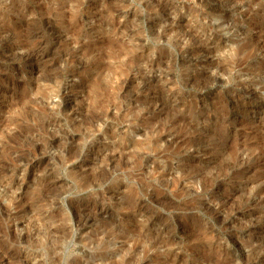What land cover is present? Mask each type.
Masks as SVG:
<instances>
[{"label":"rangeland","instance_id":"374dc122","mask_svg":"<svg viewBox=\"0 0 264 264\" xmlns=\"http://www.w3.org/2000/svg\"><path fill=\"white\" fill-rule=\"evenodd\" d=\"M0 264H264V0H0Z\"/></svg>","mask_w":264,"mask_h":264},{"label":"bare ground","instance_id":"6f19581e","mask_svg":"<svg viewBox=\"0 0 264 264\" xmlns=\"http://www.w3.org/2000/svg\"><path fill=\"white\" fill-rule=\"evenodd\" d=\"M40 42H41V41H40ZM38 44H39V43H38ZM40 44H41V43H40ZM44 44H46V43H44ZM44 44H43V45H44ZM43 45H42V46H43ZM36 47H37V46H36ZM44 47H45V46H44ZM45 49H46V47H45ZM45 49H44V50H45ZM47 49H48V48H47ZM41 50H42V49H41ZM28 51H29V50H28ZM30 51H31V50H30ZM31 52H32V51H31ZM26 53H29V52H26ZM25 56H27V55H25ZM44 56H45V55H44ZM42 57H43V55H42V54H39V52H38V53H34V52H33V53H31V54L29 53V55H28V60L31 61V62L33 63L34 61H37L38 59H41V60H42ZM44 59H45V58H44ZM45 60H46V59H45ZM38 62H40V60H39ZM239 101H240V100H239ZM236 103H237V102H236ZM242 103H243V102H242ZM246 103H247V102H246ZM246 107H247V106H246ZM217 137H218V135H217ZM219 137H221V136H219ZM219 137H218V138H219ZM221 139H222V138H221ZM221 139L219 138V140H221ZM222 140H223V139H222ZM222 140H221V141H222Z\"/></svg>","mask_w":264,"mask_h":264}]
</instances>
